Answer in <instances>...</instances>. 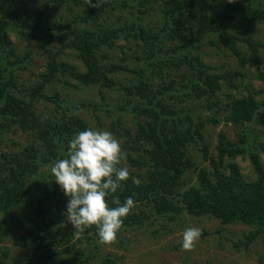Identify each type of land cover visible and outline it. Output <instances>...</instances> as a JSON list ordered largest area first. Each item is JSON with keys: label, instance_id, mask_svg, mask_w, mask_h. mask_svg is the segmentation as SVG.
Segmentation results:
<instances>
[{"label": "trees", "instance_id": "16d2710c", "mask_svg": "<svg viewBox=\"0 0 264 264\" xmlns=\"http://www.w3.org/2000/svg\"><path fill=\"white\" fill-rule=\"evenodd\" d=\"M30 1L38 3V0ZM23 2L3 0L0 3V141L4 132L18 129L32 134L34 142L18 154L2 155L7 157L0 163V243L2 238L9 236V228L16 229L22 233L17 246L25 254L14 259L8 249L0 248V264H33L34 260L36 264H91L100 257L106 244L100 243L95 226L81 232L67 221L68 197L50 173L52 162L66 153L68 141L88 126L77 114L70 119L55 120L41 116L36 104L48 102L55 105L56 110L69 107V101L61 99L60 93L45 94L49 86L61 82L60 76L65 89H112L114 80L110 74L126 70L107 63L111 57L105 51H112L122 38L129 43V35L135 33H138L140 46L132 56L136 64L131 72L134 78L128 86L120 83L119 90L125 94L127 106L118 110L139 119L133 142L146 150L140 159L126 154L122 161L147 171L145 176L135 177L141 181L139 185L134 184L130 176L116 194L121 202L132 197L136 205L124 219L117 238L122 233L145 228L156 217L185 213L197 219L211 217L223 226L243 224L253 228L241 246L249 247L259 239L264 240L262 146L253 147L248 134L240 136L238 143H231L226 135H221L214 158H210L207 146L202 147L209 167L199 169L189 151L203 144L201 131L207 122L197 120L196 111L177 107L174 103L182 102L183 98L185 102H199L206 97L205 108L209 115L218 110L219 104L213 99L221 92L222 82L230 83L232 75L214 74V68L194 54L201 49L195 44L201 38L207 39L214 47L222 45L228 49L243 69L257 66V77L263 86L246 97L229 96L223 110L225 123L235 128L254 124L264 127V69L260 68L264 45L256 40L251 25L252 22L264 23V0H45L58 9L67 8L71 12L73 7L88 9L87 15L82 14L75 20L80 25H88L90 19L98 23L100 18L96 20L94 14L104 12L117 2L123 7L131 6L133 15V10L140 14L142 8L156 6L164 16V27L151 33L133 26L134 19L130 27L106 26V32L82 26L71 28L68 22L45 29L43 20L41 22L43 13L37 12L25 19L21 10ZM238 19L246 23V29L243 35L237 36ZM165 31L173 39L179 38L175 48L165 47L162 37ZM12 32L28 44L39 41L47 47L53 40L58 41V51L48 56L46 72L36 86L24 87L18 82L15 71L24 70L30 56L16 58ZM67 50L77 55L86 70L84 74L65 62ZM176 54L180 55L179 61L189 67L186 77L189 80L180 88L181 84L171 77L176 67L172 59ZM127 59L128 56L125 63ZM151 76L158 77L160 82L155 83ZM102 102H106L105 96ZM207 119L216 122L210 116ZM238 158L248 159L256 177L253 182L245 179ZM189 172L196 173L197 182L193 185L187 181L190 180ZM80 237L90 244L86 253L78 252ZM61 248L65 250L61 252ZM63 255L68 258L62 259Z\"/></svg>", "mask_w": 264, "mask_h": 264}, {"label": "rangeland", "instance_id": "374dc122", "mask_svg": "<svg viewBox=\"0 0 264 264\" xmlns=\"http://www.w3.org/2000/svg\"><path fill=\"white\" fill-rule=\"evenodd\" d=\"M2 1L0 0V3ZM130 9L131 6L123 7L121 2H117L104 12L94 14L96 20L100 18L98 23L90 19L88 25H80L75 20L80 19L82 14L86 13L87 15L88 9L73 7L71 12L67 8L58 9L57 6L50 5L45 0H38L37 4H33L30 0H24L21 4V10L25 19H29L37 12L43 13L41 22L43 20L45 29L53 28L58 23L68 22L71 28L73 26H82L86 29H102V31L106 32V26L115 29L130 27L133 19V26L135 25L148 33H151L153 30L159 32L163 29L164 16L159 12L158 7L155 6L154 9L142 8V13L140 14H137L133 10L134 15L130 12ZM236 24L238 25L237 36L243 35L246 23L238 19ZM251 25L256 33V40L264 45V23L252 22ZM131 31L133 30L131 29ZM136 34L138 33L129 35V43L125 42L122 38L116 43L112 51L109 53L105 51L111 57L110 61H106L107 63H114L116 66H122L126 70L110 74V78L114 80L112 89H102L99 87L78 88V90L70 89V87L65 89L63 79L60 76L61 82L49 86L45 94L53 95L60 93L61 99L69 101V107H66L65 110H56L55 105L38 101L36 111L39 115L55 120L56 118L70 119L73 115L77 114L76 116L86 123L88 129L112 132L118 139L124 156L127 154L136 159L144 157L143 150L146 149L136 146L133 142L136 124L139 119L130 113H120L118 110L119 107L127 106V98L119 90L120 83L128 86L134 78L131 72L135 69L136 64L133 62L132 56L134 55L133 51L138 50V46H140ZM120 36L124 35L120 34ZM162 37L165 41V47L168 49L175 48L180 42L179 38L173 39L171 35H168V31L163 32ZM11 41L16 47V58L30 56L27 59V63L23 66L24 70L15 71L19 84L24 87L36 86L41 82L42 74L46 72L48 56L50 53L58 51V41L53 40L47 47L43 46L39 41L28 44L25 39L14 32L11 34ZM197 46H201V49L195 50L196 53L194 54L200 56L204 63L214 68V74L222 76L232 75V78L229 79L230 83L222 82L221 92L213 99V102L216 101L219 104V108L210 115L205 108V103L208 101L206 97L199 102L195 100L185 102L184 98L182 102L180 100L174 101L177 107H185L196 111L195 116L197 120L200 119L207 122L201 131L204 140L203 144L200 147L191 148L189 156L199 169L209 167V163L203 158L202 147L207 146L210 158H214L221 135H226L231 143H238L240 136L248 134V141L252 143L253 147L259 148L258 144H260L264 150V127L262 125L254 124L250 127L235 128L225 123L223 117L225 115L223 110L229 100V96L239 99L246 97L251 91H259L263 88L262 83L257 77V66L251 65L243 69L238 63L237 58L228 49L222 45L214 47L207 39L201 38L195 44V47ZM139 53H142V51H139ZM127 56L128 59L125 63ZM179 56V54L173 56L172 61L176 64V67L174 73L171 74V77L181 84L178 85V88L189 80L186 78L189 75V67L187 64L179 61ZM64 60L71 67L76 68L78 73H85L84 66L73 52L67 50L64 54ZM260 68L264 69V59ZM67 77L70 78L68 75ZM152 80H155V83L160 82L156 76H153ZM74 82L75 80L71 79V83L75 84ZM103 96L106 97L105 103L102 102ZM177 96L179 97V95ZM208 116L216 122L207 119ZM216 123L218 124L215 125ZM33 142L34 137L32 134L23 133L18 129L4 132L0 141V163L3 158L7 157L2 155L18 154ZM135 149L140 151H136ZM262 153V163L264 165V151ZM237 163L241 167L245 179L248 182H253L256 177L248 159L238 158ZM120 166L127 167L130 176L143 177L146 175L147 170L130 166L126 161H122ZM188 175L190 180L187 181H191L192 185L195 184L197 182L196 173L189 172ZM54 205L55 203H53ZM141 210L146 211L145 208H141ZM150 222L145 228L122 233L121 237H118L119 239L117 238L115 242L104 245L100 257L96 261H92L91 264H264L263 239H259L249 247L241 246V242H245L247 237L254 231L249 226L243 224L223 226L219 221L211 217L197 219L185 213L181 215L173 214L164 218L156 217V219ZM189 227L201 229L202 235L192 251H185L182 250L181 243L183 232ZM21 234L16 232V229L9 228V236L5 239L2 238L0 248L8 249L11 258L17 259L25 254V251L17 246ZM89 245V243L82 239L78 246V252L82 251L86 253L89 250ZM63 250L65 249H60L61 252ZM64 258L68 257L63 255L62 259ZM32 262L36 264V260ZM37 264L43 263L39 262Z\"/></svg>", "mask_w": 264, "mask_h": 264}, {"label": "clouds", "instance_id": "9594fccd", "mask_svg": "<svg viewBox=\"0 0 264 264\" xmlns=\"http://www.w3.org/2000/svg\"><path fill=\"white\" fill-rule=\"evenodd\" d=\"M123 159L121 145L112 132L86 129L68 141L66 153L50 167L54 182L68 197L67 221L81 232L95 226L100 243L106 245L115 242L124 219L136 207L132 197L121 202L116 195L130 178L128 168L120 166ZM132 182L141 183L135 177ZM201 235L199 228H186L182 250L192 251Z\"/></svg>", "mask_w": 264, "mask_h": 264}]
</instances>
